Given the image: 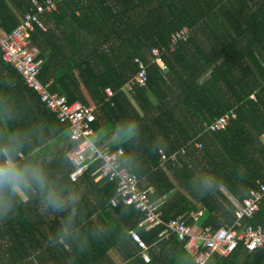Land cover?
<instances>
[{"label":"trees","instance_id":"trees-1","mask_svg":"<svg viewBox=\"0 0 264 264\" xmlns=\"http://www.w3.org/2000/svg\"><path fill=\"white\" fill-rule=\"evenodd\" d=\"M120 1L119 8L113 0H62L56 11L42 13L43 22L53 21L54 27L44 32L35 26L30 34L40 50L41 79L52 80L51 90L69 101L87 104L104 101L107 88L116 91L98 108L93 124L97 145L125 149L124 166L141 177L149 197H166L159 208L163 221L201 208L205 212L196 229L231 225L236 207L221 187L243 203L249 190L264 182V0ZM31 6V0H0V29L13 31ZM184 27L198 36L181 41L172 55L179 54L182 63L184 51H193L202 64L199 76L206 70L210 74L194 91L187 90L192 76L184 81L188 103L153 105L148 92L166 79L165 70L151 63L150 51L169 47ZM201 35L206 37L198 40ZM215 36L219 39L212 41ZM220 57L223 61L217 63ZM136 58L150 63L147 85L134 88L143 117L123 90L139 70ZM209 93L216 99L202 104ZM253 93L256 99L250 97ZM232 108L236 119L206 142L208 135H201L205 124ZM115 135L124 140L114 142ZM194 139L202 142V149L190 148L180 162L161 165L160 150L171 155ZM13 145H18L19 163L44 169L62 205L48 206L35 186L23 188L24 202L18 193L0 190V206L10 205L0 212V264H116L117 258L121 264H195L176 235L159 239L164 223L141 228L152 259L146 262L139 255L130 230L139 228L144 213L134 206H110L116 183L95 182L96 166L77 182L70 179L74 167L67 153L75 144L67 128L22 75L0 60V161L3 149ZM206 179L212 186L205 191ZM179 188L195 196L199 206ZM244 223L264 226V205ZM209 264H264V250L248 253L241 243L229 256L213 255Z\"/></svg>","mask_w":264,"mask_h":264},{"label":"built area","instance_id":"built-area-1","mask_svg":"<svg viewBox=\"0 0 264 264\" xmlns=\"http://www.w3.org/2000/svg\"><path fill=\"white\" fill-rule=\"evenodd\" d=\"M61 1L31 0L30 10L22 16L20 24L13 31L5 32L0 29V60L14 67L22 75L27 86L38 93L41 102L56 116L60 124L67 128L70 141L75 144L74 148L67 153V158L74 167L70 173V179L77 182L92 166H96L93 173L96 182L116 183V194L110 201V206L118 207L121 204L134 206L144 213L145 217L139 222V228L130 230V235L141 248L139 255L146 262L152 259L151 245L147 244L143 238L141 228L148 230L160 223L166 224V228L159 233V239H170L176 235L181 242L185 243L195 264H209L211 257L215 254L229 256L241 243L248 253L264 250V226L244 223L245 219H253L264 205V182L259 181L258 186L251 188L243 203H234L236 219L231 225L219 229L212 227L196 229L204 215L203 211H192L170 222H165L161 219L163 213L158 208V202L152 200L148 190L142 188L141 177L124 166L125 149L114 150L110 145H97V134L93 124L96 121L98 108L111 101L116 91L107 88V97L104 101L87 104L80 100L69 101L65 95L51 90L52 80L44 82L41 79L40 50L33 44L30 34L35 26L45 29L41 14L56 11ZM191 34L192 29L184 27L172 36L169 47H153L150 51L151 63H157L161 68H166L165 54L175 50L181 41L189 40ZM135 61L138 63L139 70L124 86L127 90H134L136 86L144 87L149 79L150 63L140 58H136ZM250 97L256 99V93L251 94ZM236 117L235 108H232L212 123L206 124L201 135L225 130ZM202 147V142L194 139L171 155L160 150L161 165L179 161L190 148L200 150ZM19 157L23 158V154L20 153Z\"/></svg>","mask_w":264,"mask_h":264},{"label":"crops","instance_id":"crops-1","mask_svg":"<svg viewBox=\"0 0 264 264\" xmlns=\"http://www.w3.org/2000/svg\"><path fill=\"white\" fill-rule=\"evenodd\" d=\"M113 1L115 2V4L118 5L119 8L121 7V4H120L121 1L120 0H113ZM132 1H134V0H132ZM153 1L156 3L159 0H153ZM129 2H131V0ZM231 9H234V7L231 6L228 10H231ZM41 18H42V16H41ZM43 19H42V22H43ZM47 22H48V24L43 22V24L45 26V29H43L44 32H46L49 29V27L50 28L54 27L53 21H51V22L47 21ZM192 34H193L192 36H194V38L196 36H198V35H196L195 30H192ZM205 37H206V35H201L200 38H197V39L198 40H203ZM217 39H219L218 36H215V38H213V39L211 38L212 41L213 40H217ZM185 51H184V54H185L186 58H185V60L182 63L180 62V59H178L179 58V56H178L179 54L175 53V55H172L174 52H177L176 49L172 50V53L170 51L169 53L165 54L166 56H168L171 59V63L172 64H171V67H170V64L165 59V63L167 65V67L166 68L163 67L161 69L165 70L164 75H165L166 82L161 84L159 87H155L154 91L153 90H149V92H148V96H149L151 102L153 103V105H158V103H160V102L168 104L170 106L184 105V104L188 103L189 100L187 98L186 92H184V84H183L184 81L188 77H190V75H191L192 76L191 79H193L194 82L189 84V86L187 87V90L188 91H194L193 89L196 88V90H197V88L202 87L201 83L204 82V80L207 79L208 74H210V71L206 70L205 72H201L200 76H199L197 70L201 69V65H202L201 63H199V59H198L199 55H197V54L193 55V51H191L192 53L191 52L188 53V52H185ZM190 56H192V57L194 56L193 57L194 61H192L193 65L191 64V62H189ZM222 61H223V57H220V58L217 59L216 62L217 63H221ZM244 83H245V81L243 82V84ZM251 83H253V82H251ZM251 83H250V85H251ZM222 85H223V89L227 88V86L224 87L225 82H222ZM123 90L126 92L127 96L129 97V99L133 103V106L136 108V110L139 113V115L141 117H143L144 113H143L142 108L140 107V105L138 103V100L136 98V93L134 92V90H127L125 88ZM226 92H228V91H226ZM209 95H210L209 99L203 101L202 104H207V101L209 103L211 101L213 102V100L216 99V96H214V95L212 96L211 93H209ZM227 100H228V96L226 97V101ZM194 102H196V103L199 102L197 96L194 97ZM131 110H132V107H131ZM207 135H211V134H206V136ZM120 138H122V137H118V135H115L113 141L117 142ZM125 138H126V136H125ZM261 140L264 142V136L261 138ZM178 162H180V161H178ZM168 172L171 175V177L173 178V180L175 181L173 173L170 172V171H168ZM175 184L178 185V182H175ZM179 189L181 191H183L184 193H186V195L189 197L190 202L194 203L196 206H199L195 196H193L189 191L188 192L185 191L184 188H179ZM221 189L230 198L231 201H233L234 203L237 202V201L234 200V197L224 187H221ZM18 195L20 196L21 201L24 202V201L27 200V195L24 193L23 190L21 192H19ZM165 198L166 197L158 198V200H157V202L159 204L158 208L164 206V203L166 201ZM199 211L205 212V210L201 209V208H200ZM113 255H115V254L113 253ZM115 261H116V264H121L122 263L121 260H119L118 258Z\"/></svg>","mask_w":264,"mask_h":264},{"label":"clouds","instance_id":"clouds-1","mask_svg":"<svg viewBox=\"0 0 264 264\" xmlns=\"http://www.w3.org/2000/svg\"><path fill=\"white\" fill-rule=\"evenodd\" d=\"M17 149L18 145L3 149L4 159L0 161V190H11L13 193H19L23 188L35 186L44 196L45 203L48 206L59 209L62 205V200L50 185L44 169L37 164L29 162L19 163L15 159ZM211 186L212 181L206 179L204 181V190L206 191ZM9 206L8 203L0 206V212H6Z\"/></svg>","mask_w":264,"mask_h":264},{"label":"rangeland","instance_id":"rangeland-1","mask_svg":"<svg viewBox=\"0 0 264 264\" xmlns=\"http://www.w3.org/2000/svg\"><path fill=\"white\" fill-rule=\"evenodd\" d=\"M211 136H212V135H208V136L206 137V138H207V139H206V142H207V140H208L209 138H211Z\"/></svg>","mask_w":264,"mask_h":264}]
</instances>
